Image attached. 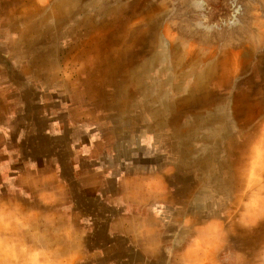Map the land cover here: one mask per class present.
Returning <instances> with one entry per match:
<instances>
[{"label": "rangeland", "instance_id": "374dc122", "mask_svg": "<svg viewBox=\"0 0 264 264\" xmlns=\"http://www.w3.org/2000/svg\"><path fill=\"white\" fill-rule=\"evenodd\" d=\"M41 108L163 173L167 215L209 248L190 264H264V0H0V125L28 129L0 145L41 150ZM8 210L3 264H45L9 255Z\"/></svg>", "mask_w": 264, "mask_h": 264}, {"label": "crops", "instance_id": "0c3cea01", "mask_svg": "<svg viewBox=\"0 0 264 264\" xmlns=\"http://www.w3.org/2000/svg\"><path fill=\"white\" fill-rule=\"evenodd\" d=\"M41 111L39 124L28 126L46 143L41 150H17L18 142L13 150L0 145V192L10 185L32 195L0 199L12 224L4 238L11 257L25 245L26 255L41 249L45 264H190L195 253L205 258L204 238L196 252L194 237L180 235L178 216L167 215L161 171L140 167L136 151L117 163L115 151L97 134L52 109ZM17 118L0 125V141L28 131Z\"/></svg>", "mask_w": 264, "mask_h": 264}]
</instances>
